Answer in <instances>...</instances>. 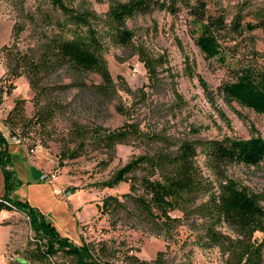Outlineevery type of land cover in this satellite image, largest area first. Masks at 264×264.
<instances>
[{"label":"rangeland","instance_id":"obj_1","mask_svg":"<svg viewBox=\"0 0 264 264\" xmlns=\"http://www.w3.org/2000/svg\"><path fill=\"white\" fill-rule=\"evenodd\" d=\"M65 1L101 17L103 55L116 92L104 97L96 72L77 77L63 68L54 70L41 79L40 93L29 75L14 77L5 48L39 57L47 39L57 32L45 14L58 12L50 0H27L23 5L0 0V131L29 156L13 159L12 194L28 200L63 237L76 245L86 243L94 257L110 264H227L229 253L204 237L206 216L199 207L206 196L186 214L173 212L177 221L165 230L134 205L132 197L144 194L143 172L133 179L135 184L132 178L109 182L132 159L175 150L184 140L264 137V114L221 88L241 66L264 63V32L252 28L264 19V0H166L170 8L127 20L134 32L127 45L110 34L106 13L111 0ZM195 11L225 16L226 25L218 31L220 55L208 58L197 45ZM17 23L23 29L15 35ZM41 108L51 109V115H39ZM132 124L126 140L108 144L100 136ZM15 134L22 136L24 145L13 141ZM198 160L205 176L214 179L202 151ZM43 173H55L57 178L47 180ZM227 174L251 192H264V158L257 164L233 163ZM4 210L0 216L10 214V208ZM20 223L22 240L14 236L4 246L0 238V264H78L63 249L52 258H36L40 236L28 215ZM220 227L235 236L225 224ZM254 239L263 241L264 233L256 232Z\"/></svg>","mask_w":264,"mask_h":264},{"label":"trees","instance_id":"obj_2","mask_svg":"<svg viewBox=\"0 0 264 264\" xmlns=\"http://www.w3.org/2000/svg\"><path fill=\"white\" fill-rule=\"evenodd\" d=\"M15 1L23 5L27 0ZM50 1L53 10L58 13H46L45 21L55 24L57 32L54 30L47 39L40 56L15 51L11 47L4 50L14 77L29 75L31 85L40 93L44 90L41 79L54 70L63 68L77 77L96 72L102 78L99 86L101 94L112 96L116 92V84L103 55L104 43L98 28L101 17L91 9L70 6L65 0ZM170 6L166 0H111L106 13L110 34L127 45L134 36L127 26L128 19L139 13ZM195 15L199 24L197 45L208 58L220 55L223 48L218 31L226 25L225 16H205L198 11ZM26 16L34 17L29 13ZM252 28H261L264 32V19ZM22 29L20 23L15 24L14 34H19ZM141 52L145 58L146 52ZM76 84L81 85L82 82ZM221 88L230 98L264 114V63L251 62L241 66L235 77L223 83ZM38 112L39 115H51V109L41 108ZM131 126L133 129L129 128ZM129 127L100 136L108 144L126 140L134 130V124ZM6 143L7 139L0 131V146L4 148ZM199 150L205 154L214 179L205 176L198 160ZM4 153V150L0 151L1 156ZM263 158L264 137L260 135L242 139L184 140L175 150H159L132 159L114 174L109 184L128 178H132V184H135L133 179L136 180L138 173L143 172L140 181L144 194L132 197L134 205L150 223L162 224L165 230L171 229L177 221L173 212L186 214L206 196L207 200L199 207L206 216L204 237L229 253L227 264H264V240L256 242L254 239L256 232L264 233V192H251L227 174L233 163L257 164ZM14 173L4 170L6 192L0 197V213L10 208L29 216L32 229L43 242L34 252L36 258L49 259L63 249L76 257L78 264H110L94 257L86 243L76 245L63 237L52 221L32 207L28 200H13L10 194L16 180ZM224 224L235 236L222 231L220 226Z\"/></svg>","mask_w":264,"mask_h":264},{"label":"crops","instance_id":"obj_3","mask_svg":"<svg viewBox=\"0 0 264 264\" xmlns=\"http://www.w3.org/2000/svg\"><path fill=\"white\" fill-rule=\"evenodd\" d=\"M3 134V133H2ZM4 135V134H3ZM5 136V135H4ZM6 137V136H5ZM7 143L5 144L4 148L0 146V151L4 150V154L0 155V179L2 180V183L0 182V197H3L6 192L5 188V175L4 170L7 169L9 171H15L13 166V159L14 158H20L22 157H28L25 151L22 153V149L20 150L19 146L13 145L10 143L9 139L6 137ZM33 162V161H32ZM5 163V166L3 165ZM43 172V170H42ZM14 176L16 177V174L14 173ZM10 197L13 200H17L16 195L10 194ZM21 201H26L25 199H19ZM6 211V210H4ZM10 214L7 215L6 213H2L0 216V238H2V242L5 246L6 243L9 242L11 237H16V240H22L23 237L21 235V231H17L18 227H21L20 220L25 217L24 212L19 211L17 209H11L9 210ZM29 218V216H28ZM30 219V218H29ZM16 229V230H15ZM17 231V232H16ZM2 236V237H1ZM24 262V260H21Z\"/></svg>","mask_w":264,"mask_h":264},{"label":"built area","instance_id":"obj_4","mask_svg":"<svg viewBox=\"0 0 264 264\" xmlns=\"http://www.w3.org/2000/svg\"><path fill=\"white\" fill-rule=\"evenodd\" d=\"M12 139L15 143L19 144V145H24V141L21 135L19 134H15L12 136ZM30 152H34V149H31ZM43 178L47 179V180H55L57 178V175L55 173L53 174H49V173H43ZM38 242L43 243L42 240H38Z\"/></svg>","mask_w":264,"mask_h":264}]
</instances>
